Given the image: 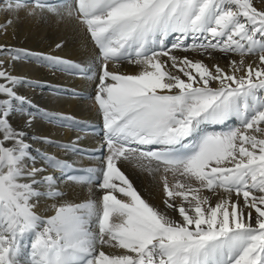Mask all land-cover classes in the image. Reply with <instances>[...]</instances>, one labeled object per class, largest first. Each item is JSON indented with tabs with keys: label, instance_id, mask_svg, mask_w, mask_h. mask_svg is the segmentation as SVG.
Wrapping results in <instances>:
<instances>
[{
	"label": "snow or ice",
	"instance_id": "snow-or-ice-1",
	"mask_svg": "<svg viewBox=\"0 0 264 264\" xmlns=\"http://www.w3.org/2000/svg\"><path fill=\"white\" fill-rule=\"evenodd\" d=\"M0 12V35L21 13L49 14L80 24L97 50L77 63L0 44V264H264V0H0ZM20 61L95 83L71 94L102 117L97 149L29 136L37 120L89 126L21 94L68 89L14 74ZM30 140L98 164L77 169ZM62 184L88 195L69 200Z\"/></svg>",
	"mask_w": 264,
	"mask_h": 264
},
{
	"label": "bare ground",
	"instance_id": "bare-ground-1",
	"mask_svg": "<svg viewBox=\"0 0 264 264\" xmlns=\"http://www.w3.org/2000/svg\"><path fill=\"white\" fill-rule=\"evenodd\" d=\"M58 0H50L51 3H57ZM259 2V0H257ZM5 19V14L0 12V23ZM15 19V17H14ZM0 44L13 45L18 48L28 49L36 53H46L59 56L64 59L77 63L90 61L97 50L91 42L86 39V33L83 27L71 19H60L55 15L45 14L40 18H28L23 13L20 14L19 22L15 28H9L7 34L0 35ZM57 44L62 47L57 48ZM177 56H189L192 59L203 60L206 64L220 63L222 66L228 62L227 57L217 52L213 58H207L192 52L176 51ZM238 59V57H233ZM14 74L26 76L30 79L43 81L51 86H62L68 89L67 92L56 94L53 87L27 88L19 89L20 93L31 98L40 108L52 112L61 113L75 118L81 125H88L87 130L74 129L72 127H61L50 124L44 120H37L34 126L29 130V136L49 137L61 143H70L80 137L78 146L87 150H95L103 143L102 117L97 111L93 101L83 100L71 94L75 89L83 94H90L95 88L94 82H88L82 78L53 71L50 68L41 66L33 61L16 62L13 68ZM121 71L134 73L137 71L135 65L124 64ZM93 127L97 129L92 131ZM33 148H39L43 151L55 155L61 159L72 162L76 168L96 167L98 160L90 155H78L72 152H65L62 149L41 143L39 140H30ZM40 162L37 163V167ZM134 186L141 192L145 199L154 205H161L162 192L153 184L147 174L136 171L131 165L123 169ZM58 175V173H57ZM67 194V199L82 201L88 195L87 188L79 186H65L62 184Z\"/></svg>",
	"mask_w": 264,
	"mask_h": 264
}]
</instances>
